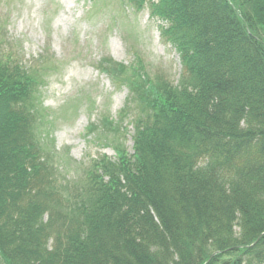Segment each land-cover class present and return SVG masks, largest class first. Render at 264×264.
<instances>
[{
    "label": "trees",
    "instance_id": "1",
    "mask_svg": "<svg viewBox=\"0 0 264 264\" xmlns=\"http://www.w3.org/2000/svg\"><path fill=\"white\" fill-rule=\"evenodd\" d=\"M127 2L182 71L101 63L134 104L103 116L117 157L84 180L58 176L40 131V64L0 56V264H264V0Z\"/></svg>",
    "mask_w": 264,
    "mask_h": 264
},
{
    "label": "rangeland",
    "instance_id": "2",
    "mask_svg": "<svg viewBox=\"0 0 264 264\" xmlns=\"http://www.w3.org/2000/svg\"><path fill=\"white\" fill-rule=\"evenodd\" d=\"M160 25L150 10L139 12L127 0H0V56L13 55L26 70L40 64V131L61 179L84 180L92 162L117 157L115 136L100 122L103 116L121 118L134 103L123 79L100 70L105 59L123 65L127 74L140 69L152 78L179 80V55ZM134 111L124 125L130 153ZM93 124L100 131L90 130Z\"/></svg>",
    "mask_w": 264,
    "mask_h": 264
}]
</instances>
